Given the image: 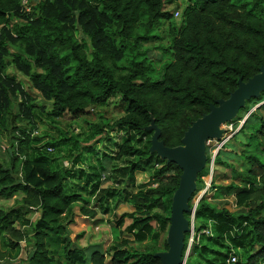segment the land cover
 Segmentation results:
<instances>
[{
    "label": "trees",
    "instance_id": "1",
    "mask_svg": "<svg viewBox=\"0 0 264 264\" xmlns=\"http://www.w3.org/2000/svg\"><path fill=\"white\" fill-rule=\"evenodd\" d=\"M22 1L0 0V136L10 139V159L0 162V200L22 194L15 205L0 206V234L7 248L0 245V263L25 242L27 258L20 264H60L55 244L63 242L66 264H162L155 252H137L130 245L152 238L168 248L163 235L182 169L151 152L154 131L147 127L154 117L166 145H179L212 102L227 98L240 78L246 81L259 72L264 65V0H187L180 25L168 5L181 0H37L31 11ZM166 22L171 44L165 49L173 58L155 78L154 60L143 45L162 39L158 29ZM80 30L85 36L78 35ZM11 65L29 77L44 102L9 72ZM263 97L264 92L248 101L233 121ZM114 99L124 114L111 129L126 135L115 156L104 155L113 161L127 158L110 171L118 187L104 185L103 162L90 171L56 167L48 148L57 143L37 144L32 137L33 124L43 114L80 118ZM245 117L239 134L246 139L239 154L227 142L216 157L217 164L229 169L223 174L229 182L216 185L217 194L234 197L239 210L219 207L206 196L198 201L186 264H229L232 254L237 261L231 264H264V114L256 109ZM93 129L94 136L101 133L99 124ZM232 158L239 162H230ZM139 173L149 179L139 181ZM74 174L85 181L81 190L68 186ZM208 174V167L199 173L197 191ZM124 203L134 210L115 214L112 223L119 234L109 248L73 244L67 226L75 223L78 204L82 214L95 218L98 209L109 213ZM33 210L41 212L35 221L29 216ZM68 214L71 219L64 221ZM186 215L191 219L192 212ZM126 219L130 223L123 228Z\"/></svg>",
    "mask_w": 264,
    "mask_h": 264
},
{
    "label": "rangeland",
    "instance_id": "2",
    "mask_svg": "<svg viewBox=\"0 0 264 264\" xmlns=\"http://www.w3.org/2000/svg\"><path fill=\"white\" fill-rule=\"evenodd\" d=\"M23 2V1H22ZM37 3V0H26L23 2L24 9L31 8ZM187 0H181L179 3H174L168 5L169 10L174 11V20L177 25H180L183 19V11L186 6ZM179 10V14L176 15V11ZM169 23H164V25L158 29V32L162 39L156 40L153 42L145 43L143 49L148 50V54L154 60L157 73L154 75L155 78H160L162 76L163 64L169 60H172L173 56L171 52L166 51L165 48H168L171 44V37L168 33ZM78 35L82 37L84 33L78 31ZM85 36V35H84ZM9 72L14 74L20 82H22L24 88L32 90L36 96H39L37 101L44 102L40 94L36 89L32 87L31 81L28 76L20 73L17 68L13 65L9 67ZM46 104L50 105L49 102ZM249 114L256 109L264 114V97L260 100L252 103L248 108ZM124 114L122 107L120 106L119 99H114L113 101L107 103L104 106L96 107L91 109V112L80 118H72L70 115H64L55 119H51L44 114L43 117H39L36 120V125L33 124V135L36 137L35 142L37 144H44L49 142L57 143L56 146L48 148V152L53 158L54 164L56 167L72 169V172H77L80 168H83L85 171H90L91 167L97 166L103 162L107 167L104 172L103 178L105 179L104 185L108 187H118L112 179H110L111 168L115 166H122L126 163L127 158H122L118 161H113L110 157H106L104 154L115 156L119 150L118 144L123 142V138L126 135L125 131H122L116 127L111 129L113 124L117 119H119ZM241 115V114H240ZM239 117L237 121H231L224 125L226 130V137L228 141L234 146V153L239 154L241 151L240 142L246 139V136L239 134V130L242 127L241 121L246 117ZM244 118V119H243ZM238 122V125H237ZM100 126V132L94 136V125ZM64 138H67L63 141ZM76 143L74 144V142ZM79 141L81 143H79ZM10 148V139L6 135L0 136V162L4 163L9 161L10 155L8 149ZM213 146L207 148L208 157L210 162H207L209 168V174L204 176V186L200 191L195 193L193 196V202L196 205L198 201L206 196L207 200L212 202L215 205L223 206L227 205L231 210H239V207L235 203L234 197H222L217 194L216 185L226 184L229 180L223 179L224 175L229 169L223 165H219L216 162V157L213 159ZM220 151V150H219ZM218 154V153H217ZM78 158L79 162L75 164V159ZM238 161L239 159H230V162ZM20 175V174H19ZM149 175L146 173H139L138 180H148ZM68 186L70 189H79L84 185V180L80 177L79 174H74V177L67 179ZM81 190V189H79ZM84 195L87 198L91 199L92 207L99 206L96 204L93 197L89 193L83 191ZM22 194L17 195L9 200L1 199L0 206L5 208L11 207L16 204V199H20ZM111 207L114 206V199L109 200ZM97 208V207H95ZM134 208L126 203L121 204L118 209H112L109 213H104L98 209V214L95 218H87L84 214L80 212V204L75 207L74 211V220L75 223H72L67 226L70 230L71 239L73 244L80 248H89L93 246H99L102 249L106 250L111 246L116 240L119 234L118 230L113 228L112 221L116 218L115 214L122 215L124 212H131ZM41 212L37 210L31 211L29 216L32 220H37ZM71 219L70 214L64 217V221ZM130 223V219H126L127 224ZM124 236L130 237L128 233H124ZM167 234L163 235V238H166ZM0 245L3 250H6L4 245L3 235L0 234ZM23 248L17 253V251H12L11 256H7L4 260H1L0 264H5L7 261L13 263H22L23 260L27 258V249L25 247V242L22 243ZM193 245V244H192ZM192 245L188 244L186 251L185 264L187 262L188 256L191 252ZM64 246L65 243L59 242L55 244V247L58 251V258L60 259V264H66L64 257ZM131 249L137 252H157L165 250L162 241H155L150 238L142 242L132 241L130 245ZM17 253V254H16Z\"/></svg>",
    "mask_w": 264,
    "mask_h": 264
},
{
    "label": "water",
    "instance_id": "3",
    "mask_svg": "<svg viewBox=\"0 0 264 264\" xmlns=\"http://www.w3.org/2000/svg\"><path fill=\"white\" fill-rule=\"evenodd\" d=\"M263 92L264 65L248 80L240 78L238 87L227 98H218L212 102L209 111L192 122L181 144L176 146H168L161 139V128L152 117L147 127L149 131H154L151 152H157L163 159L177 163L182 169L179 186L172 196L166 237L168 248L154 254L162 264H183L185 261L186 235L191 231V219L186 214L193 210L190 201L198 189L199 173L207 166V140H220L226 133L224 125L237 118L247 102L252 98H260Z\"/></svg>",
    "mask_w": 264,
    "mask_h": 264
},
{
    "label": "built area",
    "instance_id": "4",
    "mask_svg": "<svg viewBox=\"0 0 264 264\" xmlns=\"http://www.w3.org/2000/svg\"><path fill=\"white\" fill-rule=\"evenodd\" d=\"M26 0H23V2L25 3ZM22 2V4H23ZM26 11H31V8H26ZM179 14V10L176 11V15ZM1 28V26H0ZM245 121L242 120L241 121V124H243V122ZM227 130V129H226ZM228 137H226L225 133L224 135L222 136V138L220 140H217V139H209L207 140V148L209 146H213V159L214 157H216L217 153L219 152V150L227 143L228 141ZM197 205V204H196ZM196 205L193 207V210H192V217H191V235H190V239H189V245L191 246L195 240V235H196V232H195V210H196ZM206 233H210L209 230H204ZM189 247V246H188ZM237 261V256L232 254L230 256V258L228 259V263L231 264V263H234ZM185 264V261L184 263Z\"/></svg>",
    "mask_w": 264,
    "mask_h": 264
}]
</instances>
